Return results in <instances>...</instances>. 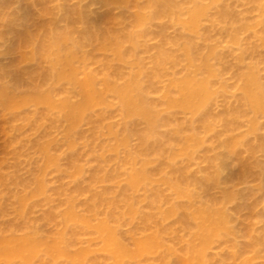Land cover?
<instances>
[{
	"label": "bare ground",
	"instance_id": "bare-ground-1",
	"mask_svg": "<svg viewBox=\"0 0 264 264\" xmlns=\"http://www.w3.org/2000/svg\"><path fill=\"white\" fill-rule=\"evenodd\" d=\"M261 5L264 0H2L0 119H8L18 143L30 141L21 152L32 149L43 161L31 181L5 176L0 162V190L9 176L8 184L31 192L15 196L13 184L4 187L18 200L16 209L11 205L18 213L11 211L24 218L28 206L43 203L40 196L62 202L67 195L57 197L58 189L51 195L44 180L59 162L79 181L85 153L97 166L89 187L80 182L91 195L76 184L81 188L72 197H79L68 194L62 217L46 214L48 222L63 223L62 231L46 230L55 232L48 236L20 222L0 233V264H93V254H103L106 264H264V229H256L264 215L249 204V217L241 220L243 206H233L264 199V112L255 106L264 98ZM50 29L68 42L38 40ZM152 40L158 45L150 49ZM139 51L151 52L149 67ZM249 117L259 124L254 135ZM32 134L38 139L31 141ZM79 144L81 151L68 156ZM105 183L116 189H96ZM83 192L91 197L89 215L75 210ZM86 233L94 246L80 243Z\"/></svg>",
	"mask_w": 264,
	"mask_h": 264
},
{
	"label": "rangeland",
	"instance_id": "rangeland-1",
	"mask_svg": "<svg viewBox=\"0 0 264 264\" xmlns=\"http://www.w3.org/2000/svg\"><path fill=\"white\" fill-rule=\"evenodd\" d=\"M2 0H0V2H1ZM72 3H75L74 1L72 2ZM71 3V4H72ZM18 5L17 4H15L14 6H12V7H14V10H13V8L11 9L13 12H15V10H17V7ZM17 7V8H16ZM16 8V9H15ZM9 9V10H10ZM9 11V12H12V11ZM34 11H36V12H38L39 11V6L38 5H35L34 6ZM9 14H11V13H9ZM43 20H47V19H45V18H43V19H41V21H43ZM169 33L171 34V35H174V32L172 31V30H170L169 31ZM6 41L5 40H3V41H1V39H0V46L2 47H0V51H3L4 50V47L7 45V42L5 43ZM6 44V45H5ZM3 45V46H2ZM158 45V41L157 40H152V41H150L149 43H148V47L150 48V49H153L154 47H156ZM6 48V47H5ZM2 49V50H1ZM151 56V52H149V53H142L141 51H139L138 52V55H137V58H139V59H141L145 64H146V66L147 67H149V57ZM30 66H32V64H26L25 66H23V68H28V67H30ZM91 69L92 70H98V67L96 66V65H92L91 66ZM8 122V119L7 120H5V119H0V162H1V164L3 165L2 167H3V169H4V172H7L8 174H5V176H7V175H10V177H20V179H21V181L23 180V178H27L28 176L29 177H31V179L30 178H27L28 180L30 179V181L32 180V177L34 178V176H37L38 175V173H39V168L42 166V164L43 163H41V162H43L42 160H41V158L39 159L38 157L40 156V155H38L37 153H35L34 151H32V149H30V151H28L27 150V152L26 151H20V148L22 147H26L27 145H28V143L30 142L29 140V142L28 141H25V142H28L27 144L26 143H23L24 141H22L20 144L17 142V140L20 138L21 140H22V138L21 137H19L18 139H17V136H18V134L17 135H15V133H12L11 131H10V126H9V124L7 123ZM113 122H114V124L115 125H117V126H119V128H122V127H124V125L126 124V123H124V121L122 120V119H120V118H118V117H115L114 119H113ZM89 129H90V127L88 126V125H83L82 126V128H81V132H83L84 134L86 133V134H88V131H89ZM28 135H31V133L30 134H28ZM16 136V137H15ZM26 137V136H25ZM29 136H27V138H28ZM38 137H39V134H32V136H31V141H34V140H36V139H38ZM16 139V140H15ZM30 139V138H29ZM27 140V139H26ZM20 141V140H19ZM15 142H17V143H15ZM15 143V144H14ZM14 144V145H13ZM131 144H132V146H135L136 144H137V141L135 140V138H133L132 139V142H131ZM6 147V148H5ZM28 147V146H27ZM30 147V146H29ZM29 147H28V149H29ZM80 149H75V150H73V151H67V152H69L68 154V156H71V155H73V153L72 152H77V151H81V149H82V147H81V144H79V146H78ZM24 149V148H23ZM22 149V150H23ZM27 148H25V150H26ZM63 150H65V149H63ZM66 151V150H65ZM66 153V152H65ZM63 155H64V153H63ZM62 155V156H63ZM65 156V155H64ZM64 156H63V158H64ZM87 156V157H86ZM67 157V155L65 156V158ZM62 158V157H61ZM61 158H60V160H61ZM62 158V159H63ZM64 158V159H65ZM82 158H85L84 160H82ZM82 158H81V160L82 161H85L86 159V163H87V165H83V166H86L87 168L86 169H84V171H86V172H84L83 171V175H84V177H85V179L86 180H84V177H82L81 176V174H80V176L83 178V179H81L80 181H79V179H80V177H79V175H75V179L78 177L79 179L78 180H72V178L68 175V173H66V167L64 168V166H62V165H65L66 164V161L65 160H63L62 162H59V163H61L62 165H61V167H59V165H58V167L60 168H56V169H54L53 167L51 168V169H54V170H52V171H47V173H46V175H45V181L47 182V184L46 185H48V187L46 186V191L48 190L49 191V193L51 194V195H53L52 194V192H54L55 190H57L58 189V191H56L55 192V194L57 193V192H59V193H61L62 192V194H59V193H57V197L59 196V197H61V195H62V197L65 195H67L68 196V194H69V196H71L72 197V193L74 192V191H76V190H79L81 187H82V185H83V183L85 184V183H87L88 184V187H89V184H90V181H87L88 179V176L90 177V174H91V172L96 168V166H97V163L95 162V160H94V158L91 156V155H88V154H84L83 156H82ZM3 160V161H2ZM68 160V159H67ZM33 162V163H32ZM85 162H83L84 164H86ZM82 163V164H83ZM35 164L37 165V166H35ZM95 165V166H94ZM39 166V167H38ZM2 167H1V169H2ZM35 167H37V168H35ZM64 168V172H65V174L63 173V171H61V170H63V168ZM62 168V169H61ZM68 168V167H67ZM85 168V167H84ZM3 169H2V171H1V173L3 172ZM35 169V170H34ZM37 169V170H36ZM6 170V171H5ZM88 170H91V171H89L88 172ZM54 171V172H53ZM60 172V174H63V175H65V176H61L60 177V175H58V173ZM4 172H3V174H4ZM85 173L87 174V175H85ZM68 176V177H67ZM14 177V178H15ZM65 177H67L66 179H63V178H65ZM5 178H7V177H5ZM14 178H9V176H8V179H10V180H12V179H14ZM69 178V179H68ZM7 179V180H8ZM20 179H18V180H20ZM24 179V180H25ZM10 180H8L9 182H10ZM15 180H17V178L15 179ZM17 180V181H18ZM28 180H26L27 182H28ZM89 180H90V178H89ZM7 181V182H8ZM14 181V180H13ZM21 181H18L19 183H21ZM29 181V182H30ZM6 182V184L9 186V188H11V186H10V184L12 185L13 184V187H12V189H11V191L12 192H15L16 194H13V195H17V193H22L23 192V190H22V187L23 188H25V186H22V187H20V188H17V187H14V186H16L17 184L16 183H10V184H8ZM12 182V181H11ZM17 182V183H18ZM80 182H83V183H80ZM26 183V182H25ZM79 183H80V185H81V187L79 188L78 186H79ZM15 184V185H14ZM22 184V183H21ZM78 186H77V185ZM121 184L123 185V182H121ZM108 185H109V187H108ZM8 186H4L5 188H7ZM18 186V185H17ZM20 186V185H19ZM78 188H77V187ZM85 185H83V187H84ZM4 187H2L3 189H1L0 190V208L1 207H5L6 208V206L5 205H9V206H11L12 205V203L14 202V201H16V204H18V200H16V199H13V198H11V196H10V194L11 193H8V192H10L9 191V188H8V191L4 188ZM61 187H63V190L65 191H62V190H59V189H62ZM75 187L77 188V189H75ZM81 188V190L80 191H86V189L84 190V188ZM86 187V186H85ZM96 187V186H95ZM94 187V188H95ZM98 188H96V189H101V188H103V187H108V188H115L116 189V184H115V186L113 187V186H110V183H105L104 185H98L97 186ZM17 188V189H16ZM29 187H27V188H25V190L26 189H28ZM48 188V189H47ZM30 189H32L33 190V188H30ZM88 189V188H87ZM246 189H247V187H245V186H240L239 187V191L240 192H245L246 191ZM89 190V189H88ZM88 190L85 192L86 193V195H91V194H89L88 193ZM30 191V190H29ZM44 192L45 193V195L48 193V192ZM61 191V192H60ZM80 191H78L79 192V194H81L80 193ZM48 193V194H49ZM67 193V194H66ZM70 193H71V195H70ZM85 193L83 192L82 194V196L80 195V200H78L77 202L79 203V201H80V206L78 205V203H77V205L76 206H78V209H76L77 207L75 206V210L76 211H78L77 213H79L80 215H89V213H88V209H87V203L89 202V200L90 199H87V200H85L86 199V195H85ZM88 193V194H87ZM20 194H18V195H20ZM22 194H24V195H29L30 196V194H31V192L30 193H27V192H23ZM59 194V195H58ZM64 194V195H63ZM75 194V193H74ZM73 194V197H79V196H77L78 195V193H77V195H74ZM142 194H144L145 195V193L143 192V193H141V195ZM12 195V194H11ZM22 196V195H21ZM66 196V197H67ZM68 196V197H69ZM13 197V196H12ZM42 196H40V198L38 197V199L41 201H43V203L42 204H39V203H35V202H32V204H36V205H34V206H37V205H39V206H37V208L36 207H34V206H28V209L31 211H29L28 213H27V215L29 214V213H31L30 215H28L29 217H30V219L31 220H29V221H27V219H28V216L26 215V213H25V217L24 218H21V219H17L18 217H19V215L17 216H15L14 214H13V212H15L16 210V206L17 205H14V203H13V205H14V211H13V206H11V209H10V207L8 206L7 208H6V210H5V212H4V209L3 208H1L0 209V233L3 235V232H5L6 230H8V227L10 226V225H13V224H18V223H20L21 222V224L20 225H22V226H25V227H27V228H30V230H31V227L34 229L35 228V226H36V228L38 229V230H40V231H43L44 232V230H45V233L47 232L46 230H55V229H59V230H61V229H63L64 227H62L63 226V223H60V225H62V226H60L59 224H58V222H52V219L54 218H57V217H62V215H63V210H64V208H63V204H64V206L66 207V205H65V198L64 199H62V202H61V199L60 198H56V199H51V200H49V202L51 201L52 202V204L51 203H45V201H46V199H45V197H47L48 198V195H46V196H44L43 198H41ZM55 197H56V195H55ZM61 197V198H62ZM73 197L72 198H68V199H73ZM36 199H37V197H35ZM50 198H52V197H50ZM49 198V199H50ZM87 198H91V197H87ZM36 199H34V200H36ZM60 199V200H59ZM77 199V198H76ZM30 200H32V199H30ZM38 200V201H39ZM53 200V201H52ZM55 200H57V201H60L59 203L56 201V202H54ZM74 200H75V198H74ZM37 200H36V202H38ZM47 201H48V199H47ZM64 201V202H63ZM66 201H68V200H66ZM84 201H86V203H84ZM31 202V201H30ZM54 202V203H53ZM45 203V204H44ZM76 203V202H75ZM83 203V204H82ZM257 203V207H256V210H255V214L256 215H264V199H263V197H261L260 195H257L255 198H252V199H249V200H244V199H238L236 202H235V204L233 205V206H238V205H240V206H243V209H242V212H241V214H240V218H241V220H245V219H247L248 217H249V212H248V210L246 209V205H249V204H256ZM29 204H31V203H28V205ZM4 205V206H3ZM84 205H85V207H84ZM62 206V207H61ZM83 206V207H82ZM30 207H32L33 208V210H31L30 209ZM3 209V210H2ZM9 209H10V211H9ZM18 209V208H17ZM66 209V208H65ZM2 210V211H1ZM13 212H12V211ZM53 210H55L58 214L57 215H53L55 212L53 211ZM18 211V210H17ZM33 211V212H32ZM51 211V212H50ZM83 211V212H82ZM101 212L102 211H104V210H102V208H101V210H100ZM27 212V211H26ZM48 212H50V213H48ZM54 212V213H53ZM65 212V211H64ZM100 212V213H101ZM18 212H15V214H17ZM52 213V214H51ZM46 214H49V215H53L54 217L50 220V222H48L47 221V219L46 218H48L47 216H49V215H46ZM45 215V216H44ZM101 215H103V214H100L99 216H100V218L102 217ZM57 216V217H56ZM17 217V218H16ZM43 217L46 219L45 220V223L46 224H44V221H42V220H44L43 219ZM20 218V217H19ZM59 219H62V218H59ZM56 220V219H55ZM54 220V221H55ZM39 221V222H38ZM40 221H41V224H40V226H42V227H39L38 225H39V223H40ZM57 221H61V220H57ZM33 222V223H32ZM43 222V223H42ZM53 223V224H52ZM44 225V226H43ZM46 226V228L45 229H43L44 227ZM49 227V228H48ZM124 227H126V229L125 228H123V229H125V233L127 234V232H131V228H129V227H127V226H124ZM24 228V227H23ZM23 228H21V230L23 229ZM42 228V229H41ZM48 228V229H47ZM122 229V231H124ZM256 229L258 230V231H262L263 229H264V223H259V224H257L256 225ZM25 230V229H24ZM35 230V229H34ZM56 230V231H57ZM70 230V229H69ZM23 231V230H22ZM22 231H20V229H19V232H22ZM28 230L26 229V232H27ZM62 231V230H61ZM61 231H59V232H61ZM24 232V231H23ZM52 232H54V231H51V233H50V231H48V233H46V234H48V236H49V234H52ZM68 232V231H67ZM17 233V232H16ZM45 233H44V235H45ZM55 233V232H54ZM70 233V232H69ZM69 233H67V235L69 234ZM22 234V233H21ZM88 233H86L85 235H84V237H82V238H80L81 237V234H80V236L79 237H77V238H79L80 240L79 241H81L80 243H88L89 241H94V239H92L91 237H87L86 235H87ZM1 236V235H0ZM71 236V235H70ZM89 236V235H88ZM76 238V239H77ZM88 238H91V240H89ZM75 239V241H77ZM89 243H91V242H89ZM77 244V243H76ZM75 244V245H76ZM92 244L93 243H91V246H92ZM94 244H96V243H94ZM94 244H93V246H94ZM80 248H82V246H83V244H82V246H81V244H77ZM77 246V248H79ZM86 246H88V245H86ZM77 248H74V249H77ZM83 248H86L85 247V245H84V247ZM88 248V247H87ZM92 248V247H91ZM97 248V247H96ZM95 248V249H96ZM93 249H94V247H93ZM72 252H74L73 251V248H72V250H71ZM78 251H79V249H78ZM94 251H96V250H94ZM97 253V252H96ZM95 253V254H96ZM92 254V253H91ZM99 254V253H98ZM97 254V255H98ZM100 256H97V257H95L96 258V262H97V259H98V257H101V260H102V264H106V261H104V263H103V259H104V257L101 255V254H99ZM94 256H96V255H91V256H89L88 258H91V260L93 261V264H99V263H94V259L92 258V257H94ZM87 258V259H88ZM105 260V259H104ZM48 261H50V260H48ZM65 261V260H64ZM87 262H88V260H87ZM98 262H99V260H98ZM89 263H91V261H89ZM101 263V262H100ZM12 264H17V263H12ZM21 264V263H20ZM23 264V263H22ZM38 264V263H37ZM59 264V263H58ZM63 264V263H62ZM67 264V263H66ZM107 264H111L110 262L108 263L107 262Z\"/></svg>",
	"mask_w": 264,
	"mask_h": 264
},
{
	"label": "clouds",
	"instance_id": "clouds-1",
	"mask_svg": "<svg viewBox=\"0 0 264 264\" xmlns=\"http://www.w3.org/2000/svg\"><path fill=\"white\" fill-rule=\"evenodd\" d=\"M262 8H264V5H261ZM54 36L56 39H62L64 42H68V37L63 34V33H53L51 31V29L49 30V33L43 37H38V40H40L41 38H43L45 40V42H52L53 39H54ZM219 72V69L218 68H215L212 70V74L208 76V79L211 80L213 78H216V73ZM225 78H221L222 80V83H223V80ZM226 88H218V91H225ZM252 98L253 100L255 101V96L252 95ZM256 108L260 111V112H264V98H261L260 100L256 101V104H255ZM249 120L252 121V123L250 124L249 128H250V131H249V134L250 135H254L256 134V132L258 131V127H259V124L256 123L252 117H249ZM261 122H264V121H261Z\"/></svg>",
	"mask_w": 264,
	"mask_h": 264
}]
</instances>
